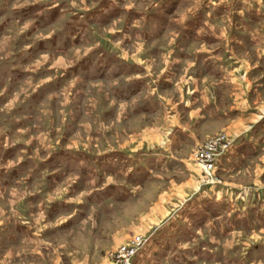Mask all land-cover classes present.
I'll list each match as a JSON object with an SVG mask.
<instances>
[{
    "label": "rangeland",
    "instance_id": "374dc122",
    "mask_svg": "<svg viewBox=\"0 0 264 264\" xmlns=\"http://www.w3.org/2000/svg\"><path fill=\"white\" fill-rule=\"evenodd\" d=\"M230 1L0 0V7L6 12L2 14L0 9V228L40 226L45 219L49 225L97 227L109 236L108 256L115 264L110 253L137 234L148 237L145 233L154 225L180 218L187 201L190 204L204 189L221 185L222 191L232 186L242 192L246 187L264 185V161L259 157L239 163V170L229 174H219L218 166L204 169L199 153L202 146L218 136L230 140L229 148L234 145L235 140L226 129L195 145L172 146L165 127L177 93L152 88L149 82L146 88L140 83L135 90H126L136 74H120L123 67L118 66L110 52L114 50L127 60L142 64L144 70L136 76L146 73L155 77L156 71L164 70L165 50L161 49L158 59L152 58L140 31L149 34L167 27L165 35H182L187 24L181 23L195 11L193 7H228ZM34 5L57 7L55 11L62 13L39 31L45 37H52L59 28L67 31L65 54L39 57L38 53L27 59L24 52L11 53L13 46L17 49L24 45L28 31L11 14ZM198 15L195 12L191 19L196 21ZM66 20L75 22L74 30L61 27ZM119 29L123 37L116 36ZM94 47L97 48L89 53L91 57L87 56L86 51ZM92 62V76L97 77L74 69L81 64L91 66ZM12 65L18 68L14 72ZM105 67L110 70L100 75ZM54 73L62 75L60 84L53 79L46 83L45 79ZM154 95L162 103L157 112H151L148 103ZM72 149L87 152L90 157L108 154L115 167L105 171L98 157L94 161L89 156L74 167L68 161L67 165L59 163L57 154L70 153ZM151 150L161 157L164 154L159 169L150 168V159H145L151 156ZM159 155L157 165L161 162ZM116 164L122 165L121 171L117 172ZM187 179L192 185L184 187L182 182ZM107 186L111 192L104 191V196L109 194L105 201L97 203L91 199L94 191L107 190ZM159 206L165 213L152 219V212ZM76 212H89L90 218L85 220L83 215L74 223L68 216ZM220 222L224 226L223 219ZM209 225L213 221L204 227Z\"/></svg>",
    "mask_w": 264,
    "mask_h": 264
},
{
    "label": "crops",
    "instance_id": "0c3cea01",
    "mask_svg": "<svg viewBox=\"0 0 264 264\" xmlns=\"http://www.w3.org/2000/svg\"><path fill=\"white\" fill-rule=\"evenodd\" d=\"M228 5L193 7L195 11L192 14L198 12V18L192 20V14L186 17L181 23L187 24L182 35H165L167 27L156 28L149 34H143L141 30L140 37L148 43L146 46L152 58L158 59L163 52L161 49L165 50V71H156L155 77L146 73L136 76L144 66L110 49L118 66L123 67L120 74H136L126 90L133 91L142 83L145 88L151 85L160 91L177 93L171 103L169 124L165 127L172 146L195 145L200 139L226 129L235 143L219 158V174L237 172L239 163L242 165L257 157L264 161V0H231ZM55 10L57 7L34 5L13 12L11 18L23 22L28 31L23 38L24 45L17 49L16 45L13 46L11 53L24 52L29 57L21 54L23 59L38 53L39 57L48 53L65 54L68 46L63 45L68 41L67 31L59 28L52 37H45L39 31L44 30L42 28H46L52 18L57 20V16H61L62 13ZM2 11L6 14L5 10ZM67 20L61 27L70 26L69 30H74L75 22ZM35 26L37 29L33 30ZM116 36L123 37V32L119 29ZM96 48L86 51L87 56ZM14 68L17 67L12 65L13 72ZM92 68L93 62L91 66L90 63L81 64L74 69L85 76H92ZM109 70L105 67L100 75ZM52 79L60 84L62 75L54 73L45 79L46 83ZM148 82L152 84L148 85ZM148 103L151 112H157L162 104L157 95L152 96ZM151 151V156L145 159H150V168L159 169L164 163V154L161 157L156 151ZM107 155L90 157L87 152L72 149L70 153H58L57 159L66 165L68 161L74 167L86 160L85 156L94 161L98 157L102 169L108 171L115 164ZM158 155L159 165L156 162ZM121 167L116 164L117 172L122 170ZM141 168L146 170L145 166ZM182 185L189 187L192 183L187 179ZM215 186L207 191L204 189L190 204L187 201L185 211L180 212L183 220L174 217L160 225L154 222L157 225L145 233L147 241L135 256L134 264H264V185L246 187L242 192L232 186L225 191L221 185ZM105 188L107 190L94 191L91 199L97 203L105 201L109 194L104 196V191L111 192L108 186ZM152 213V219L159 218L165 209L159 206ZM83 215L86 213L76 212L68 218L78 223L76 219L80 217L81 220ZM89 218L88 212L85 220ZM212 221L213 225L204 227ZM109 246L108 234L92 226L49 225L45 219L40 226L0 228V264H111Z\"/></svg>",
    "mask_w": 264,
    "mask_h": 264
},
{
    "label": "built area",
    "instance_id": "2783aa9c",
    "mask_svg": "<svg viewBox=\"0 0 264 264\" xmlns=\"http://www.w3.org/2000/svg\"><path fill=\"white\" fill-rule=\"evenodd\" d=\"M231 142L218 136L200 148L201 163L207 169H216L219 158L228 150ZM146 238L137 234L129 242L120 245L110 256L115 264H134V258L144 246Z\"/></svg>",
    "mask_w": 264,
    "mask_h": 264
}]
</instances>
